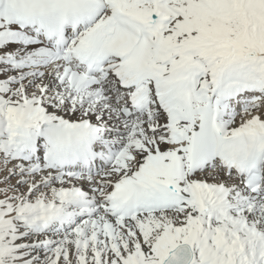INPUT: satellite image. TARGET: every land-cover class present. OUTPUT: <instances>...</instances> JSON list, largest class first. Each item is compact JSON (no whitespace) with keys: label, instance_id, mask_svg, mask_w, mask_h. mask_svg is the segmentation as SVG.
<instances>
[{"label":"snow or ice","instance_id":"6c2138e0","mask_svg":"<svg viewBox=\"0 0 264 264\" xmlns=\"http://www.w3.org/2000/svg\"><path fill=\"white\" fill-rule=\"evenodd\" d=\"M0 264H264V0H0Z\"/></svg>","mask_w":264,"mask_h":264}]
</instances>
